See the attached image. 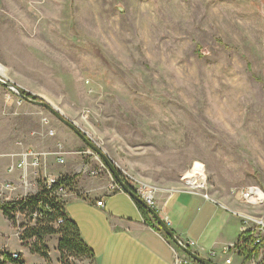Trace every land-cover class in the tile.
Returning <instances> with one entry per match:
<instances>
[{"label": "rangeland", "instance_id": "obj_1", "mask_svg": "<svg viewBox=\"0 0 264 264\" xmlns=\"http://www.w3.org/2000/svg\"><path fill=\"white\" fill-rule=\"evenodd\" d=\"M0 73L74 122L124 179L177 190L200 162L210 196L237 214L264 212L240 196L264 190V0H0ZM59 144L78 194L91 191V170L111 182L72 129L0 85V185L12 154ZM83 195L67 209L92 232L106 214ZM47 243L60 264L57 237Z\"/></svg>", "mask_w": 264, "mask_h": 264}, {"label": "crops", "instance_id": "obj_2", "mask_svg": "<svg viewBox=\"0 0 264 264\" xmlns=\"http://www.w3.org/2000/svg\"><path fill=\"white\" fill-rule=\"evenodd\" d=\"M49 156L47 157L46 168L43 167L40 171L42 178H44V173L54 177L77 174L67 168L61 169V166L64 167L67 163L65 157L63 158L64 162L59 163L57 156ZM50 162L52 163L50 164ZM56 166L60 169L52 170V167L57 168ZM5 174L8 180L4 183L13 182L18 184L19 172L10 174L6 170ZM87 176L89 178L86 181L88 185L85 187L84 192L91 191L86 194L84 200L95 205L97 201L103 200L104 207L96 206L106 216L100 223L92 225V232H87L82 227L80 219L74 211L67 209L68 203L74 199L77 201L78 197L67 200L66 212L70 218L76 221L83 239L95 252L96 263L174 264L171 249L172 242L146 224L134 201L126 193H110L108 191L110 178L103 181L99 180L98 176H92L91 174ZM77 181V191H81L79 188L83 187L79 184V177ZM36 190L37 188L32 192ZM18 191L6 192L8 196H5L4 201L19 198L24 194L20 188ZM114 195H118L125 203L126 209H121L117 205L107 207L105 197ZM107 208L108 211H105ZM154 208L158 210L160 217L167 220L170 228L181 241L192 240L196 242V251L202 257L207 258L214 264H244L243 258L234 249L228 252L225 251V247L233 246L238 241L242 225V219L237 214V211L240 210L221 203L212 196L205 198L202 194H191L179 190L170 191L161 188L157 194ZM55 248L56 246L53 250ZM3 251L20 253L26 264L29 256L39 259V264L46 263L42 257L31 254L26 247L22 246L21 241L15 235L12 223L0 210V257ZM50 257L54 262L53 252H50Z\"/></svg>", "mask_w": 264, "mask_h": 264}, {"label": "trees", "instance_id": "obj_3", "mask_svg": "<svg viewBox=\"0 0 264 264\" xmlns=\"http://www.w3.org/2000/svg\"><path fill=\"white\" fill-rule=\"evenodd\" d=\"M22 92L30 98L38 99L23 89ZM58 178L51 187L47 186L45 179L39 178L35 192H30L13 200L4 201L0 199V210L14 228L18 227L16 215H24V220L19 224L21 228L19 240L23 247L29 248L31 254L42 257L47 264L52 263L50 248L47 243V238L52 236L58 237L56 249L59 253L60 264H73L70 260L78 258L89 259L93 264H97L95 252L83 239L76 221L70 218L66 212V201L63 202L55 195V190L61 185H65L72 192H77L78 175H62ZM134 203L146 224L169 240L152 214L141 204ZM34 214H36L35 221H33ZM234 247L243 258L244 264L253 255H259V248L254 246L249 239H245L244 243L241 244L236 243ZM0 264H26V261L20 254L18 258H13V253L3 251L1 252Z\"/></svg>", "mask_w": 264, "mask_h": 264}, {"label": "built area", "instance_id": "obj_4", "mask_svg": "<svg viewBox=\"0 0 264 264\" xmlns=\"http://www.w3.org/2000/svg\"><path fill=\"white\" fill-rule=\"evenodd\" d=\"M51 135H54V131L50 130ZM64 149L61 144L58 145V149L52 152H42L36 151L34 149H26L22 152L12 154V156L16 159H13L12 162L7 167V172L10 174H15L19 172V180L18 184H14L13 182H6L0 185V198L6 192H16L20 188L24 192L23 195H27L28 193L34 191L37 188V180L42 178L40 176V171L44 167V163L47 160L49 155L57 156L58 162H64ZM105 169L110 173V171L105 167ZM92 176H96L98 172L96 170L89 171ZM197 175H204V182L197 184L194 182V178ZM111 182L108 186V191L110 193H126L123 187L117 182V180L110 173ZM47 186H52L59 178L54 176H48L44 173V178ZM124 179V178H123ZM124 181L129 184L134 191L151 207H155L157 194L160 191V188L154 186L152 184H148L146 182H142L132 178H125ZM183 187L181 189H177L179 191H186L191 194H202L205 198H209V194L206 192L208 185L205 175V166L203 172L197 169L195 172V163L190 169L188 173H186L182 177ZM55 195L60 200L67 201L70 197H78L83 195V193L78 194L77 192H72L68 190L65 185L59 186L55 190ZM240 196L246 201V203L250 206H262L264 205V190L259 186H248L243 188L240 191ZM84 197V195H83ZM83 199V198H82ZM98 207H104V201L99 200L96 202ZM238 215L242 219V225L240 230V235L238 241L236 243H244L245 239H249L252 244L259 248V255H253V257L246 264H264V212L261 215H252V214H244L238 213ZM17 225L15 228V235L19 238L21 233V228L19 224L24 220L23 214L16 215ZM36 220V214L33 216V221ZM167 222V220H166ZM183 245L188 247L190 250L196 252L201 256L199 252L196 251V242L192 240H188L186 242L181 241ZM235 243V244H236ZM235 244L233 246L225 247V251L228 252L231 249L235 250ZM171 249L173 251L174 256V264H201L187 253H185L180 247L171 245ZM236 251V250H235ZM18 253H13V258H18ZM205 258V257H204ZM207 259V258H206ZM208 260V259H207Z\"/></svg>", "mask_w": 264, "mask_h": 264}, {"label": "water", "instance_id": "obj_5", "mask_svg": "<svg viewBox=\"0 0 264 264\" xmlns=\"http://www.w3.org/2000/svg\"><path fill=\"white\" fill-rule=\"evenodd\" d=\"M0 85L4 86L5 88H8L9 90L16 93L21 99H23L26 102L32 103L34 105L41 106L47 110H49L58 120L63 122L66 126H68L70 129H72L87 145V147L92 150L98 157H100L103 160V163L105 164L106 168L110 171L112 176L117 180V182L123 187L126 194L134 201L139 204H141L143 207H145L152 216L156 219L159 226L163 229L165 236H167L171 242H173L176 246L180 247L185 253H187L189 256H191L193 259L198 261L201 264H214L210 260H207L206 258L200 256L196 252L190 250L188 247L182 244L181 240L175 235L174 231L170 228L168 222L162 217H160L158 210H156L154 207L149 206L135 191L134 189L127 184L122 175L120 174L119 170L117 169L115 163L106 155V153L94 142L89 140L76 126L74 122L67 119L58 109H56L54 106H52L49 102H47L44 99H33L29 96L25 95L22 92V88H20L17 84L12 82L11 80L7 79L5 76H3L0 73ZM31 94V93H30Z\"/></svg>", "mask_w": 264, "mask_h": 264}, {"label": "bare ground", "instance_id": "obj_6", "mask_svg": "<svg viewBox=\"0 0 264 264\" xmlns=\"http://www.w3.org/2000/svg\"><path fill=\"white\" fill-rule=\"evenodd\" d=\"M198 170H200L201 172H203L204 169V164L200 163V162H196L195 163V172ZM194 182H196L197 184L199 183H203L204 182V175H197L196 178H194Z\"/></svg>", "mask_w": 264, "mask_h": 264}]
</instances>
